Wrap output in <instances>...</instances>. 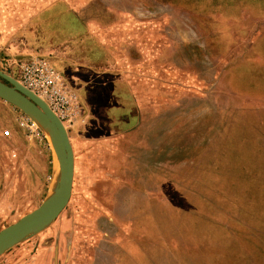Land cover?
<instances>
[{"label":"rangeland","instance_id":"rangeland-1","mask_svg":"<svg viewBox=\"0 0 264 264\" xmlns=\"http://www.w3.org/2000/svg\"><path fill=\"white\" fill-rule=\"evenodd\" d=\"M110 6L130 10L131 63L124 75L138 88L104 74L89 94L71 81L91 95L66 127L75 154L71 200L50 228L1 256L0 264H30L43 247L61 251L68 264H120L112 242L120 248L123 233L114 220L153 216L159 205L165 212L178 202L199 222L238 217L234 205L253 208L250 229L264 233V0L254 6L247 0H0L9 19L23 8H55L47 21L53 31L36 17L15 35L56 66L64 64L63 54L72 57L80 39L120 21L105 11ZM59 28L67 30L60 38ZM24 62L14 64V76ZM41 144L53 167L47 136ZM256 187L255 200L246 198ZM187 193L194 197L185 203ZM21 216L1 218L0 231ZM146 229L148 242L155 241L150 222Z\"/></svg>","mask_w":264,"mask_h":264},{"label":"crops","instance_id":"crops-1","mask_svg":"<svg viewBox=\"0 0 264 264\" xmlns=\"http://www.w3.org/2000/svg\"><path fill=\"white\" fill-rule=\"evenodd\" d=\"M247 1L254 6L258 0ZM122 2L125 4V0ZM53 9L55 8L30 12L23 8L18 11H22L21 13L9 19L6 17V11L1 14L3 7H0L1 71L17 79L16 74L15 76L13 74L16 70L14 64L23 58L26 62L33 55H39L33 54L36 48L29 44L23 34L21 38L15 33L24 32L25 25L36 17L43 20L41 22L43 27L49 28L48 18ZM105 11L117 14L120 21L107 24L101 34L86 37L85 40L80 39L68 52L72 57L67 53L60 57L64 62L63 65L56 66L50 57L41 55L48 58L64 75L67 86L78 98L80 108L84 104L86 106L90 104L87 103L88 97L91 96L89 94L94 93L95 87L100 88V81L106 78L105 75L115 82L126 84L130 90L138 88L133 81L128 82L124 75L125 62L131 63V49L126 47V44L130 45V34H128L130 10L129 8L126 11L116 10L110 6ZM253 14L252 11L249 14L246 12V15ZM8 22L14 33L12 37L8 35L11 30ZM81 26L82 29L85 28ZM53 30L50 26L46 32ZM59 30L58 38L67 31L65 28L62 32L60 28ZM49 34L46 36L50 41ZM139 39L138 43H140ZM96 53L100 56L93 58L91 55ZM12 68L13 72L9 74L8 70ZM71 81L74 82L75 87L89 91V94L79 93L76 88L74 89ZM20 114L19 109L0 98V220L4 216L7 218L12 215L24 216L33 211L48 194L52 180L51 154L38 139L28 137L25 130L20 127L18 122ZM258 190V187L251 188V195L249 193L246 198L252 197L254 201L255 196H258ZM187 194L186 200H182L185 203L194 197L190 193ZM234 206L236 214L241 213V215L235 218L226 217L222 221L201 218L203 222H199L189 215V212L183 213L180 202L167 205L169 208L165 212H158L163 208V205H159L158 211L153 216L129 215L126 220H114V223H120L122 226L119 229L122 230L123 240L120 248L112 242L114 249L112 254L118 253L122 256L120 264H264V233H255L250 229L256 224V221L248 217L253 208L242 209L237 205ZM242 214L247 220L243 219ZM148 222L152 224L156 233L155 241L153 239L150 243L146 238ZM66 258L61 251L54 253V249L43 247L34 254L30 264H68Z\"/></svg>","mask_w":264,"mask_h":264},{"label":"water","instance_id":"water-1","mask_svg":"<svg viewBox=\"0 0 264 264\" xmlns=\"http://www.w3.org/2000/svg\"><path fill=\"white\" fill-rule=\"evenodd\" d=\"M0 98L27 115L48 137L54 155L52 180L42 204L0 231V257L50 228L68 206L75 178V154L69 132L48 104L0 70ZM59 177L56 175V158Z\"/></svg>","mask_w":264,"mask_h":264},{"label":"built area","instance_id":"built-area-1","mask_svg":"<svg viewBox=\"0 0 264 264\" xmlns=\"http://www.w3.org/2000/svg\"><path fill=\"white\" fill-rule=\"evenodd\" d=\"M16 80L45 101L66 127L76 122L81 110L78 98L67 86L64 75L48 58L33 55L20 66ZM18 122L28 137L43 142L44 134L27 115L21 112Z\"/></svg>","mask_w":264,"mask_h":264},{"label":"bare ground","instance_id":"bare-ground-1","mask_svg":"<svg viewBox=\"0 0 264 264\" xmlns=\"http://www.w3.org/2000/svg\"><path fill=\"white\" fill-rule=\"evenodd\" d=\"M49 139H50V136H49ZM55 158H56V155H55ZM59 172H60L59 163H58V160L56 158V175H55V178L53 180L54 183L56 182V180L59 177Z\"/></svg>","mask_w":264,"mask_h":264}]
</instances>
